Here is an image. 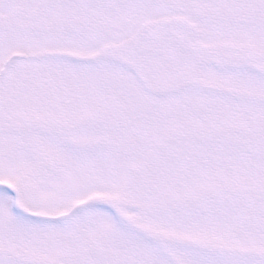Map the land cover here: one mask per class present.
Instances as JSON below:
<instances>
[{
    "label": "snow or ice",
    "instance_id": "1",
    "mask_svg": "<svg viewBox=\"0 0 264 264\" xmlns=\"http://www.w3.org/2000/svg\"><path fill=\"white\" fill-rule=\"evenodd\" d=\"M0 264H264V0H0Z\"/></svg>",
    "mask_w": 264,
    "mask_h": 264
}]
</instances>
